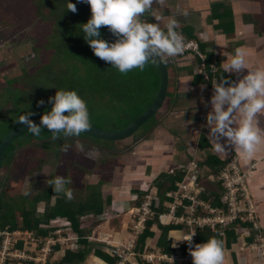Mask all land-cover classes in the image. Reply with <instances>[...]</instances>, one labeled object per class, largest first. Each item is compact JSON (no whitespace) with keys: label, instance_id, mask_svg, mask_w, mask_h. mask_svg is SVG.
Returning a JSON list of instances; mask_svg holds the SVG:
<instances>
[{"label":"crops","instance_id":"crops-1","mask_svg":"<svg viewBox=\"0 0 264 264\" xmlns=\"http://www.w3.org/2000/svg\"><path fill=\"white\" fill-rule=\"evenodd\" d=\"M177 8L188 13L187 16H178L177 31L182 32L185 39L199 43L203 53L209 57L213 66H216L214 79L218 82L220 75L232 80L238 79L235 75L222 73L220 67L225 58L238 48L246 51L248 62L252 66L264 67V0H167L166 6L154 5V13L168 16ZM148 19L149 22H155L151 17ZM168 61L173 67L168 69L169 97L159 111L163 118L145 135L141 134L135 139L134 137L130 139L129 143L132 141L133 144L125 154L126 157H123L125 162L119 167L120 170L114 164L107 167L111 172V181L100 184L99 195L103 202L110 201L109 204L104 205L102 214L98 216L90 214L80 219L82 231L91 228L86 238V245H80L79 236L72 230L69 238L77 237V239L59 246L58 250L51 253L45 261L36 260V263L22 261L12 264H57L66 250L76 252L80 249L86 252L83 260L65 264H108L95 256V252L109 256L113 247L132 240L135 234L131 229L133 222L131 210L138 206L137 200L147 194L153 200L159 199L158 193H163L168 186L167 180H159V177L166 174L169 168L185 164L190 159L198 162L202 174L210 172V169L203 165L208 157L224 162L228 157L234 156L244 172L248 170L250 164H254L253 169L248 173L245 185L254 206L258 226L264 236V147H261L248 161H245L235 149H230L227 154L216 152L208 138L209 130L205 119L211 110L212 85L203 83V80L196 75L197 61L192 55L175 57ZM246 72L247 70H244L241 75ZM186 81H188L187 87L192 90L183 93ZM172 100L177 103L172 104ZM261 126L264 127V117H261ZM199 136L204 139L203 147L198 145ZM99 151L101 158L97 163L102 164L105 162L107 152ZM86 175L97 179L93 181L89 178L84 186L85 190L88 185L102 181L101 176L93 172H87ZM207 185L210 186L208 190L218 191L212 188L215 186L211 183ZM126 186L129 187L128 192ZM134 186H136L135 190L132 189ZM87 193V191L85 194L82 193L81 198H85ZM164 202L165 200H162L160 203L165 208ZM106 211L110 212L109 219L105 216ZM167 220L166 216H162L158 222L165 225ZM150 232L152 236L145 242L144 249L158 251L156 241L160 232L155 224L151 225ZM225 233L234 240L228 249L224 247V264H260L252 259V254L248 251L247 244L250 237L244 228L232 226L225 230L220 236L223 244ZM180 235V228L167 232V238L171 239V243L179 239ZM126 264L137 263L129 259Z\"/></svg>","mask_w":264,"mask_h":264},{"label":"clouds","instance_id":"clouds-1","mask_svg":"<svg viewBox=\"0 0 264 264\" xmlns=\"http://www.w3.org/2000/svg\"><path fill=\"white\" fill-rule=\"evenodd\" d=\"M77 2L87 3L90 6L91 16L81 25L84 40L96 57L109 63L120 74L126 75L133 69L143 71L149 63L167 62L185 51V37L182 32L177 31V28L178 16H187V11L177 8L168 16L154 13V5L166 6L167 0H77ZM67 9L72 13L77 12L76 5L70 2L67 4ZM149 17L155 22H149ZM101 27L108 28L115 37L114 42L101 38ZM205 57L207 59L206 55ZM196 59L198 64L199 59ZM206 63L212 64L207 60ZM212 67L215 70L212 76L214 79L216 66ZM220 67L222 73L235 75L238 79L232 80L220 75L219 82L217 79L204 82V79L197 74V65L195 68L196 75L203 80V83L212 85L213 89L210 98L211 110L205 117L209 130L208 138L216 152L227 154L230 149H235L245 161H248L261 147H264V127L261 126V117H264V67L252 66L248 62L246 51L242 48L236 49L233 54L227 56ZM244 70H247L246 74L241 75ZM187 82L184 84L183 93L192 90L187 87ZM48 101L51 110L40 116L39 126L29 118L35 115L33 112L20 115L16 123L26 126L27 131L36 137L41 135L43 128H46L51 133L53 141L60 139L61 136L80 137L90 129L91 121L87 104L76 91L56 90L55 95L49 97ZM37 104L43 105L44 101L39 100ZM75 147L78 153H84L88 159L100 155L98 150H89L85 153L84 146L79 140ZM70 150L71 146L68 144L61 147L63 153H68ZM251 170L248 167L245 172ZM201 175L202 179L208 175L212 176L209 172ZM212 182L214 181H204L206 190L210 187L207 184L216 185ZM47 183L53 193L63 194L69 201L73 199V190L66 187L72 183L70 178L56 175ZM23 195H30V186L25 189ZM105 216L110 217V212L106 211ZM70 232L67 233L68 238ZM195 235L196 232L193 230L191 234L181 236L171 246L176 248L177 242L186 243L192 264H224L223 241L213 236L206 242L194 244ZM75 239L77 237L69 238L68 241ZM170 260L174 264L172 257Z\"/></svg>","mask_w":264,"mask_h":264},{"label":"trees","instance_id":"trees-1","mask_svg":"<svg viewBox=\"0 0 264 264\" xmlns=\"http://www.w3.org/2000/svg\"><path fill=\"white\" fill-rule=\"evenodd\" d=\"M39 1H41L42 5L37 7L35 12L41 17H48V14L53 24V34L50 37L52 38V42H50V45L54 49V56L58 58V63H67L68 66V71L55 74L53 66L48 64L41 67L40 70L41 72L43 71L41 76H44L46 83L51 84L56 90L64 89L76 91L86 102L91 119L96 118L95 113L99 110L101 104L106 106L107 101H116L121 105L120 115L122 117V122L121 125L114 130L126 128L133 120L144 113L153 102L160 85V72L157 66L154 63H149L143 71L133 69L126 75L120 74L118 70L111 67L109 63L96 57L84 40L81 25L86 23L91 16L90 6L87 3H78L77 0ZM68 2L76 5V13H72L67 9ZM100 33L101 38L107 40L103 27H101ZM200 50L203 52L201 47ZM206 60L207 62L210 61L208 56ZM164 63L167 67L166 62ZM9 82L13 86L14 82L7 81V83ZM28 90L29 89H27V91ZM29 91L32 90L30 89ZM168 94L167 91L166 99L168 98L167 96H169ZM6 95L9 97V103H11L12 106L7 109V112L5 110L6 113L0 112V141L8 131L19 125L16 121L20 115L26 112H33L35 115L29 117L33 120L39 118L44 112L51 110V105H48L47 102H45V105H38L36 100V106H33L32 103L24 104V101L21 100L20 89L17 92L15 89L8 91ZM8 113L10 121L5 119ZM157 116V114L152 116L139 131L135 133L133 136L134 139L139 134L141 135L140 132L145 134L148 133L149 130L163 118V116ZM148 123H150L149 127L144 128ZM91 125L100 127L92 121ZM44 132L45 134L42 135ZM81 136L82 137L76 138H83L85 140H88L85 137H90L92 139L96 138L83 133ZM61 137L64 138L63 136ZM71 138L75 137H69L66 140L68 141ZM199 138L198 145L199 147H203L205 144L203 142L204 139L202 136H199ZM48 140L49 142H53L51 133L48 132L46 128L42 129L41 135L38 137L26 131L13 139L6 149L0 173V230L25 231L30 232L36 238H45L53 232L52 228H45L50 220L54 218H63L70 222L71 229L79 236L80 245L84 246L87 243L86 238L89 236L91 228L82 231L80 229V219L90 214L94 216L102 214L104 205L109 204L110 201L103 202L99 194L94 195L93 193H87L88 195L80 200L73 198L69 201L63 194L53 193L49 185L45 190L37 193L31 199L23 195V193L13 197H6L4 195V189L7 191L8 185L5 184L2 176L7 166H9V163L13 160L14 152L21 146L33 143L42 145L47 143ZM63 140L64 139H58L54 141L55 147L59 148L60 146L61 148L65 144ZM88 141L91 142V139ZM223 164L224 162H220L213 157H208L203 162V165L210 169L213 177ZM180 177L181 174L177 172L174 173V175L162 174L159 177V180H167L168 186L164 189L165 191H163V193H158L159 199H157L156 204H154L155 201H151L150 209L153 212V216L145 222L144 229L136 240L135 250L139 253L144 251L145 242L152 236V232H150L152 224H155V227L160 232L156 241L158 252L171 255L176 248L180 247V249L183 250L184 246L180 245L179 242L178 247L173 248L171 246V239L167 238L168 231L179 228L184 230L183 227L170 223L161 225L157 218L158 215L165 214L167 211L160 203L162 200H168L165 198L164 193L174 189V183L179 181ZM161 183L162 181L159 183V186L157 185V189L160 187ZM212 183L216 184L215 189L217 187L218 191L205 190L200 197L203 200L210 198L212 206H220V186L217 182ZM141 201L142 199L140 197L136 205H140ZM39 205L43 208L41 212L37 210ZM179 211L180 209H177L176 214H179ZM213 236L220 239V236L216 232H210L206 228L197 229L195 242L203 243ZM233 240V237L230 239L228 233H225L224 247L228 249ZM249 241L250 238L248 242ZM15 247L22 249L23 243L19 242ZM58 247L57 245L54 246L52 253L57 251ZM85 253L84 249L77 250L76 252L66 250L57 264L81 262ZM95 254V256L108 264H116L117 260L110 255L108 256L101 252H95Z\"/></svg>","mask_w":264,"mask_h":264},{"label":"rangeland","instance_id":"rangeland-1","mask_svg":"<svg viewBox=\"0 0 264 264\" xmlns=\"http://www.w3.org/2000/svg\"><path fill=\"white\" fill-rule=\"evenodd\" d=\"M41 5L39 0H0V112L4 113L5 110L7 112V109L12 106L6 94L14 89L16 92L20 89L21 100L24 101V104L32 103L33 106H36V100L37 102L43 100V105L45 102L51 105L48 98L55 95L56 89L51 84L46 83L45 77L41 76L43 71L41 72L40 69L49 64L53 66L55 74L68 71L67 63H58V58L54 56V49L50 45L52 42L50 37L53 34L50 16L44 13L48 17H41L35 12L37 7ZM166 64L169 70L173 67L168 60ZM7 81H13L14 87ZM27 89L32 91H27ZM176 103L172 100V104ZM120 109L121 105L116 101H107L106 106L102 104L99 106V110L95 113L96 118H90V121L95 122L96 125L100 126L99 128L114 130L122 122ZM160 114L161 112L157 115ZM8 116L9 113L5 119L10 121ZM149 125L150 123L144 128L149 127ZM85 138L91 139V142L76 137L67 141L68 138L61 137L60 139H64L65 144L71 146L68 153H63L60 146L56 148L54 141L49 142V140L42 145L33 143L19 147L14 152L13 160L7 166L6 171L3 172L2 178L8 185V190L4 189V195L13 197L22 194L30 186V195L27 197L31 199L37 193L45 190L48 187L47 181L54 179L56 175L71 179L72 183L67 187L73 190V198L80 200L85 191L88 194H100V184H105L111 179V172L107 167L113 164L117 169L122 167L125 162L123 157L133 143L132 141L129 143L130 139L115 143L100 138ZM77 140L83 144L85 153L89 150L107 152L104 160L106 163L99 164L96 162L100 160L101 154L94 159H88L84 153H78L75 147ZM90 144L98 145L100 148L90 149L88 147ZM87 172L100 175L102 181L88 185L87 190H85L86 187L84 186L89 178H92L86 175ZM96 179L93 177L91 180ZM126 188L128 192L129 187L126 186ZM134 188L136 186L132 189ZM40 206L37 210L41 212L43 208ZM29 249L33 251L35 247L29 246Z\"/></svg>","mask_w":264,"mask_h":264},{"label":"built area","instance_id":"built-area-1","mask_svg":"<svg viewBox=\"0 0 264 264\" xmlns=\"http://www.w3.org/2000/svg\"><path fill=\"white\" fill-rule=\"evenodd\" d=\"M186 55L199 59L197 74L204 79V82L214 80L213 64L207 65L206 57L196 41L185 39V51L177 57ZM252 168L253 164L249 166L250 170ZM176 172L181 174L180 180L174 183V189L164 193L165 198L168 199L164 202L167 211L165 214L158 215V220L166 216L168 218L166 224L183 227L180 237L202 228L221 236L231 226L242 227L250 237L247 248L252 254V259L264 264V236L258 226L254 206L245 186V179L249 172L241 170L237 158L228 157L214 177L208 175L202 179L201 170L194 159L187 160L185 164L174 166L167 171L170 175ZM208 180L217 182L220 186V206H212L210 198L203 200L200 197L206 190L204 181ZM151 201H155L154 204L157 202L149 194L144 195L140 205L131 210L133 217L131 229L135 236L127 243L113 247L110 250V256L117 260L116 264H126L129 259H133L137 264H172L170 257L173 258L174 264H192L188 245L183 242H179L184 246L183 250L180 247L176 248L171 255L146 249L142 253L135 250L136 236L144 229L145 222L153 216L150 209ZM177 209H180L179 214H176ZM45 228L53 229V232L45 238H36L25 231L0 230V264L21 261L36 263V260L43 262L52 253L57 243L63 245L69 240L67 233L71 231V227L68 220L54 218ZM19 242L23 243L22 249L15 247ZM29 246H34L35 250H30Z\"/></svg>","mask_w":264,"mask_h":264},{"label":"water","instance_id":"water-1","mask_svg":"<svg viewBox=\"0 0 264 264\" xmlns=\"http://www.w3.org/2000/svg\"><path fill=\"white\" fill-rule=\"evenodd\" d=\"M105 36L109 42H114L115 37L109 32L107 27H103ZM159 72H160V85L155 95L153 102L149 105V108L139 115L135 120H133L126 128H122L119 130H109L103 129L99 127L92 126L85 133L86 135H90L96 138L109 140V142H122L127 139H131L136 132L156 113H158L161 109L165 101V97L168 90L169 84V74L168 69L164 62H156L154 63ZM38 126L40 125V117L32 120ZM27 131L26 126L17 125L10 131H8L0 141V172H1V164L4 157V153L6 149L9 147L10 143L15 139L18 135Z\"/></svg>","mask_w":264,"mask_h":264},{"label":"flooded vegetation","instance_id":"flooded-vegetation-1","mask_svg":"<svg viewBox=\"0 0 264 264\" xmlns=\"http://www.w3.org/2000/svg\"><path fill=\"white\" fill-rule=\"evenodd\" d=\"M88 147L90 148V149H95V148H97L98 149V145H94V144H90V145H88ZM107 151V150H106ZM98 160V159H97ZM96 162H98V161H96Z\"/></svg>","mask_w":264,"mask_h":264}]
</instances>
